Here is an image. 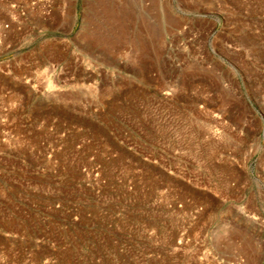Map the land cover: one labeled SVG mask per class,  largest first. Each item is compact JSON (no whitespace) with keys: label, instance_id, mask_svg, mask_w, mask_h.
I'll return each instance as SVG.
<instances>
[{"label":"rangeland","instance_id":"374dc122","mask_svg":"<svg viewBox=\"0 0 264 264\" xmlns=\"http://www.w3.org/2000/svg\"><path fill=\"white\" fill-rule=\"evenodd\" d=\"M0 264H264V0H0Z\"/></svg>","mask_w":264,"mask_h":264}]
</instances>
